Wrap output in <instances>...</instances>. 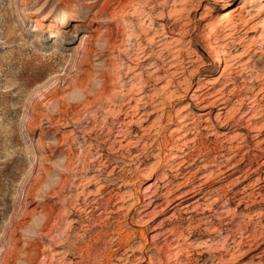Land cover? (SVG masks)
<instances>
[{
	"label": "rangeland",
	"instance_id": "374dc122",
	"mask_svg": "<svg viewBox=\"0 0 264 264\" xmlns=\"http://www.w3.org/2000/svg\"><path fill=\"white\" fill-rule=\"evenodd\" d=\"M263 21L264 0H0V264H264Z\"/></svg>",
	"mask_w": 264,
	"mask_h": 264
},
{
	"label": "bare ground",
	"instance_id": "6f19581e",
	"mask_svg": "<svg viewBox=\"0 0 264 264\" xmlns=\"http://www.w3.org/2000/svg\"><path fill=\"white\" fill-rule=\"evenodd\" d=\"M227 13V12H226ZM230 15V13H227V14H220V18H219V20L220 21H225L226 19H227V17ZM262 24H260V29H261V33H260V36L261 37H263L264 38V21L263 22H261ZM50 25V24H49ZM49 28H51V26H49ZM216 32H217V30H216V28L215 27H213L212 29H211V31H210V35H215L216 34ZM236 34H237V25H235V26H232L230 29H229V33H227L226 34V38H228V39H231V38H234L235 36H236ZM87 37V36H86ZM90 37H92V36H90ZM260 38V37H259ZM238 43V42H237ZM245 44V43H244ZM92 51V50H91ZM142 52V51H141ZM234 55V54H233ZM229 56H232L231 55V53H229V52H227V51H225V50H223L222 52H221V54H220V59H219V63H221V64H223V63H226L225 64V66H224V72L225 73H229V71L231 72V73H233L231 70H233L234 68H236L235 67V65H236V61L235 62H233L232 64H228V59H229ZM235 57V56H234ZM231 58V57H230ZM180 62V61H179ZM230 62V61H229ZM248 63V62H247ZM186 62L184 61V60H181V62L178 64V65H180L177 69H176V71H177V73L179 74V73H182L184 70V68L186 67ZM239 64V63H238ZM206 67H207V65H203L202 67H201V70H206ZM245 69V68H244ZM246 72V71H245ZM239 76V75H238ZM242 77V76H241ZM259 77H260V75H259ZM258 77V78H259ZM257 78V79H258ZM260 79V78H259ZM262 79V78H261ZM208 80H206V78L205 77H202L201 79H200V81L198 82V86L196 87V89L194 90V94L192 95V98L194 99V100H199L200 102H203V101H205L208 97L207 96H209L210 95V93L208 92V90H209V88H208V82H207ZM262 82V81H261ZM233 83H235V82H233ZM260 89H262V88H260ZM225 91V90H224ZM230 95V94H229ZM232 95V94H231ZM237 95V94H236ZM239 95V94H238ZM231 100H232V96H226V94L224 93V92H219V95L218 96H216V98L214 99V100H212L211 102H209V104L207 105V106H205L206 108H208V107H214V106H218V110H219V112L217 113V114H221V112L220 111H222V110H224L229 104H230V102H231ZM255 100V99H254ZM248 101V100H247ZM250 101V100H249ZM245 102V101H244ZM253 102V101H252ZM251 102V103H252ZM245 103H247V102H245ZM249 104H250V102H249ZM247 105V104H246ZM247 107V106H246ZM212 111L213 110H210L209 112H206V113H204L203 115H205V114H207V113H212ZM260 111V110H259ZM264 110H261L258 114H259V116H262L264 113ZM256 114V113H255ZM183 119H185V118H183ZM252 119V118H251ZM254 119V118H253ZM170 120V119H169ZM184 120H180V122L182 123ZM125 123H122L121 124V126L122 125H124ZM182 129H183V127H182ZM117 131H119V132H121L122 134H123V132H125V130L124 129H117ZM253 131V130H252ZM131 132V131H130ZM253 136V135H252ZM143 137V136H142ZM243 143H245V142H243ZM247 143V142H246ZM248 144V143H247ZM247 144H245V145H240L241 146V149L242 148H244V147H246V146H249V145H247ZM234 146H232L231 148H233ZM238 147V146H237ZM236 147V148H237ZM160 148V147H159ZM240 148V147H239ZM170 149H174L173 147L172 148H170ZM176 150V149H175ZM228 150V149H227ZM232 150H235V149H232ZM161 151V150H160ZM223 152H224V149L222 150ZM236 151H238V150H236ZM229 152H230V150H229ZM178 153H180V154H178V155H175L172 159H173V161H177L178 159H183V160H181L180 162L178 161L177 163H175L173 166H172V168H170L171 169V171L174 173V174H172L171 176H176V175H178V174H180V173H183L182 171L186 168L185 167V165L188 163V159H187V156H188V154L186 155H182L183 153H186L185 152V150H184V148H182L181 150H179V152ZM191 156V155H190ZM188 158H190L189 156H188ZM155 169H157V168H155ZM230 169V168H229ZM232 169V168H231ZM154 171H156V170H154ZM222 174H224V171L222 172V173H220V175L219 176H221ZM171 176H165L166 178L165 179H169ZM218 176V175H217ZM217 176H216V178H217ZM220 178V177H219ZM223 178V177H222ZM210 185V184H209ZM194 188H192V189H190L189 191H185L184 193H180L178 196H176V200H178L179 202L175 205V206H177V205H180V204H182L183 202H185V201H187V200H189V199H192L198 192H200V191H203V190H207L206 189V187L207 186H201L200 188H198V187H195V186H193ZM262 187V186H261ZM260 187V188H261ZM144 191H146V190H144ZM148 191V190H147ZM241 200V199H240ZM174 206V207H175ZM183 207H185V206H183ZM220 226V225H219ZM222 226V225H221ZM228 229V228H227ZM259 240L261 239V238H258ZM263 239V238H262ZM261 243H263V241L261 242ZM260 243V244H261ZM151 260V259H150ZM149 260V261H150Z\"/></svg>",
	"mask_w": 264,
	"mask_h": 264
}]
</instances>
